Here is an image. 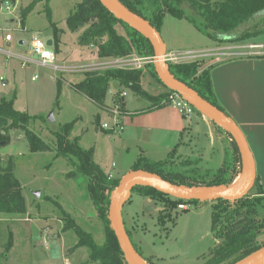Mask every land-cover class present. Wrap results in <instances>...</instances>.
Returning a JSON list of instances; mask_svg holds the SVG:
<instances>
[{
  "label": "rangeland",
  "instance_id": "obj_1",
  "mask_svg": "<svg viewBox=\"0 0 264 264\" xmlns=\"http://www.w3.org/2000/svg\"><path fill=\"white\" fill-rule=\"evenodd\" d=\"M3 1L0 0V27L9 28L15 37V41L9 47L7 45L4 47L15 52L29 53L31 37L34 34L47 43L52 40L53 44L50 46L56 52L58 35L54 25L67 30V18L81 0H51L49 3L52 8L51 17L47 15L44 2L37 3L24 24H22L21 11L33 0H20L14 12L2 8ZM12 17L15 20L8 22ZM117 25L120 33H126L122 24ZM262 26H264V11L241 25L233 36L254 31L255 28ZM71 32L67 31L66 35H61L59 39L63 51L70 52L71 45L78 43ZM161 35L170 50L175 47L180 49L202 47L208 48V51L216 45L189 20L172 15H166ZM20 39H25L26 43L19 44ZM231 41L230 37H226L222 45ZM249 42L264 43V32L250 37ZM97 56L102 57L100 49ZM208 59L209 57L206 60ZM3 61V67L8 65L9 69L15 66L18 73L12 75L10 83L6 86L0 85V98L10 99L15 96L14 108L26 112L31 119L24 127L9 128L8 136L0 139L2 166L11 163L13 175L19 182L18 189L25 198L27 206L24 213L0 212V264H65L68 260L71 264H99L89 259L86 247H76L79 236L74 228H66V213H68L67 215L75 219L82 228L92 233L98 243L105 241V226L87 187L89 178L79 173L80 161L74 155L58 154L55 133H63V125L72 122L73 132L67 133L68 139L75 141L79 138L78 144L83 149L94 147L93 159L103 165L105 173L111 171L107 173L111 174V177H121L139 158L135 154V146L129 151L125 148L134 144L129 143V130L125 132L124 129L121 134L113 133L104 131L100 125L104 123L113 125L116 98L126 103V109L121 110L119 107L121 110L119 117L124 125L123 117L132 111L127 109L126 95L122 93L120 87L113 97L108 95L107 91L106 98L110 97L105 104L107 109L101 110L86 95L71 88L75 87L77 82L84 80L86 75L81 76L82 79L78 78L81 80H77L76 75L64 76L60 72L54 73L49 68L35 65L21 69L16 59L6 61L3 58ZM57 62L63 61L57 56ZM142 69L141 86L150 93L157 94L158 80L149 69L145 71L144 68ZM36 73L40 78L33 80L32 77ZM6 75L10 77V74L6 73ZM72 80L76 83L71 82ZM65 82L71 87L67 86L65 92L58 98L57 83L62 85ZM11 88L13 89L9 95ZM54 110L55 121L49 122L47 115ZM195 116L196 112L192 114L194 121ZM26 129L33 131L49 144L50 149L32 151L26 137ZM171 134L173 136L168 138L172 142L171 149L168 151L160 146L149 149L147 155L150 161H165L173 156L171 151L179 138ZM166 136L158 135L161 144L166 142ZM74 172L77 173L76 176ZM248 195L254 198L256 189L252 188ZM186 204L188 205L186 209L167 206L168 209L164 210V202L155 200L149 203L146 196L133 192L131 201L123 206L126 227L131 232L137 249L151 264H201L208 259L210 249L220 242L219 239L216 240L212 231V201L186 202ZM156 206L162 209L156 210ZM164 212L169 216L161 222L160 217ZM258 219L264 223V201L260 205ZM262 237L264 238V235ZM10 241L12 246L8 248ZM54 241L57 244H54Z\"/></svg>",
  "mask_w": 264,
  "mask_h": 264
},
{
  "label": "trees",
  "instance_id": "obj_2",
  "mask_svg": "<svg viewBox=\"0 0 264 264\" xmlns=\"http://www.w3.org/2000/svg\"><path fill=\"white\" fill-rule=\"evenodd\" d=\"M51 0H33L21 11L22 24L28 14L35 8L37 3L44 2L48 17L52 16ZM123 6L133 13L147 20L157 31L161 33L166 15L187 19L195 27L215 41H222L230 37L233 41L241 42L264 32V26L255 28L254 31L233 36L234 32L253 16L264 11V0H118ZM117 24H122L126 30L121 34ZM70 29L76 30L79 26H88V32L82 38L84 44L96 42L99 44L100 56L124 57L138 54L143 57H153L155 49L150 39L144 34L131 27L123 20L117 18L109 11L100 0H81L74 11L67 18ZM54 29L58 28L54 25ZM203 61L195 60L185 63H171V73L182 82L197 91L203 98L228 113L219 103L212 82L211 66L203 67ZM146 67L158 79L154 63H148ZM143 69L109 68L100 72H88L86 78L75 87L99 104H103L109 90L110 82L116 80L122 87L131 89L135 94L142 95L153 101L154 107L166 105L163 101L168 93L157 97L150 96L141 88V75ZM123 93V91H122ZM58 98L61 87L58 85ZM15 96L7 99L0 98V139L8 136L9 128H16L28 124L31 116L26 112L14 108ZM116 104L126 109L125 101L116 98ZM196 109V108H195ZM197 110V109H196ZM198 111V110H197ZM72 122L63 125L64 132H56L58 154L74 155L79 161V173L89 178L88 190L94 206L99 212V217L105 226V241L98 243L92 233L82 228L75 219L67 215L66 228H74L79 236L76 247H86L89 259L99 264H128L125 254L119 244L115 231L111 228L109 219V207L111 193L119 185L121 177H111L93 159L94 147L83 149L78 144V139L70 141L67 133L72 132ZM222 130V127L219 126ZM5 131V133L3 132ZM225 131V130H224ZM229 134V133H228ZM230 135V134H229ZM26 137L32 151H46L49 144L40 139L33 131L26 129ZM237 153L238 147L230 135ZM173 156L165 161L152 162L145 156H140L133 165L132 170L144 169L156 173L162 178L178 184L188 186H215L231 185L236 177L242 172L240 153L237 164L235 159L227 158L222 167L218 169H203L198 165L199 160L182 159ZM234 161V162H233ZM3 158L0 155V212L24 213L27 210L25 198L19 187V182L13 175L11 163L2 166ZM239 164L240 168L237 167ZM76 176L77 173L74 172ZM256 196L251 198L247 195L236 201L219 199L213 201L212 231L216 240L220 242L210 249L208 259L201 264H237L260 249L264 248V223L258 219L260 205L264 195L260 181L255 178L253 186ZM133 192H139L143 196L153 200L164 202V210L168 207L175 208L182 202H202L199 200H184L169 196L154 187L138 185L133 187ZM128 201H131L129 199ZM168 206V207H167ZM161 222L167 218V212L162 213ZM124 222L125 219H124ZM126 225V223H125ZM129 238L135 249L148 264L137 249L131 232L126 227ZM217 242V241H216ZM12 246L10 241L8 248Z\"/></svg>",
  "mask_w": 264,
  "mask_h": 264
},
{
  "label": "crops",
  "instance_id": "obj_3",
  "mask_svg": "<svg viewBox=\"0 0 264 264\" xmlns=\"http://www.w3.org/2000/svg\"><path fill=\"white\" fill-rule=\"evenodd\" d=\"M14 19L15 18L12 17L8 19V22H13ZM5 29L7 31L10 30L9 28ZM67 31H72L70 34H72L73 38H77L78 41V43L71 45L70 52L63 51V46L61 45L62 43H59L61 35H66ZM87 32L88 26H79L76 30H72L69 27L67 30L58 28L56 32L58 38L55 54L56 60L58 56L63 61L58 62L59 64L67 65L68 67H70V69L91 65L92 67L97 68L92 71L100 72L102 71V69L98 68H100L101 64L115 59L114 57L97 56V52H99L98 43L92 42L89 44H84L83 42H81L82 38L87 34ZM208 39H210L211 42L216 43V45L208 50V52L211 51L210 53L206 55L204 53L203 57H200L196 60L203 61L204 68L210 66L212 67L211 77L215 95L228 115L240 127L245 137L255 163V178L259 179L262 188L261 191H263L262 195H264V43L249 42V39H246L241 42L232 40L231 43L222 45L223 40L215 41L209 37ZM19 42L22 45L26 43V40L20 39ZM49 42L53 44L52 40H50ZM164 43L167 53L171 51L176 52L177 50L179 52H187L207 51L208 49L202 47H181L180 49L175 47L170 50L168 48V43L165 41ZM4 45L7 44L4 41L3 37H1L0 47L4 48ZM250 45H260L261 47H257L256 49L251 50L249 49ZM1 56L2 57H0V59L2 60H0V65L3 66L4 56ZM207 57H209L208 60H206ZM192 61L194 60L187 62ZM143 68L144 71L148 70L146 66H144ZM16 69L17 68L15 66L8 69V65H5V74H10V77L9 75L7 77V84L10 83L12 75L18 73L16 72ZM52 71H54V73H59L55 70ZM60 73L64 76L75 77L74 75H76L77 80H81V76L87 75V72L85 71H63ZM80 77L81 79H78ZM71 82H73L74 84L76 83V81L73 80ZM57 84L61 87V94L65 92V90L68 88L67 86L71 87V85H69L67 82L63 83L62 85L59 83ZM157 84V94L150 93L149 91L145 90L143 86H141V88L150 96L155 97L161 94L168 93V91H172L163 83L162 80H158ZM118 87H120V89H122V91L124 92L125 87L119 85L118 81L112 80L110 82L108 95H112L111 97H113L115 91L118 92L120 90L118 89ZM71 88H73L75 91H78L73 86ZM12 89L13 88L10 89V94L8 93L9 95H11ZM18 90L19 89L17 88V96L19 92ZM88 99L94 104L98 105L101 110H105L107 109L105 104H107L110 97H107L103 104H99L89 97ZM133 99L136 105L135 109L128 112V114L123 117V123L125 125V132L126 130H129L128 136L131 137V139H129L128 137V140L130 141L129 143H134L132 145H128L127 147L125 146V148H127V150L129 151L131 147L135 146L134 151L135 154L138 155L137 158L140 156H145L146 158L150 159L147 155V153H149V149H156L157 146H160L162 147V149H166L169 151L171 149L170 146L172 142H170L168 138L173 136L171 133L179 138V141L175 143L174 149L171 151L174 152V156L182 159L184 158L199 160L198 165L203 169H218L219 167L223 166L227 158L233 160H236L238 158L239 153H237L236 147L231 140L228 132L219 128V125H217L200 111L196 110V120L194 121L192 115L189 118L183 117L179 110L175 107L169 105L154 107L152 100L147 97H143L142 95L135 94L134 92ZM58 103L59 100L57 104ZM99 115L100 113H98V116ZM97 119L99 121V117ZM100 127L102 128V125H100ZM103 130L108 131L105 129ZM164 134L167 135V140L166 142L161 144L159 138L157 137L158 135ZM237 162L238 160L235 161L236 164ZM98 164L103 168L102 164ZM133 165L128 168L125 173L122 174L121 178L124 177V175H126L128 172L132 171ZM237 167L240 168L239 164L237 165ZM107 173H111V171ZM131 198L132 195L130 199ZM146 198L149 203L155 202V200L151 199L150 197ZM263 201L264 196L262 197V203ZM161 209L162 208H160L159 206H156V210ZM55 242L56 241H54V244H57ZM65 264H71L70 260L65 261Z\"/></svg>",
  "mask_w": 264,
  "mask_h": 264
},
{
  "label": "water",
  "instance_id": "obj_4",
  "mask_svg": "<svg viewBox=\"0 0 264 264\" xmlns=\"http://www.w3.org/2000/svg\"><path fill=\"white\" fill-rule=\"evenodd\" d=\"M100 1L109 11L114 13L117 18L123 20L150 39L155 49L152 62L154 63L159 78L169 89L178 92L198 111L209 117L213 122L228 132L238 147L242 161V172L240 174L243 176V185L235 190L231 188L233 183L229 186H188L173 183L162 178L156 173L144 169L132 170L121 178L119 185H117L111 193L109 207L111 228L116 233L128 264H148L137 252L131 239L129 238L123 218L122 209L125 203L130 199L133 187L138 185L151 186L169 196L184 200H199L205 202L228 199L236 201L246 197L253 188L255 183V163L245 137L237 123L223 110L203 98L192 87L177 79L171 73L169 64L165 60L167 50L161 33L157 31L147 20L128 10L118 0ZM48 43L51 45V42ZM124 92L127 98V109H135L136 105L133 99V91L125 87ZM47 119L49 122L55 121L53 111L48 113ZM259 252L262 253L258 257L246 263ZM237 264H264V248Z\"/></svg>",
  "mask_w": 264,
  "mask_h": 264
},
{
  "label": "built area",
  "instance_id": "obj_5",
  "mask_svg": "<svg viewBox=\"0 0 264 264\" xmlns=\"http://www.w3.org/2000/svg\"><path fill=\"white\" fill-rule=\"evenodd\" d=\"M20 0H4L2 3V8L9 12H14L18 6ZM15 20V19H14ZM0 36L3 37L4 41L7 44V47L11 45L15 41V37L12 32L7 31L5 28L0 27ZM20 44V42L18 41ZM261 47L260 45H250L249 48L251 50ZM211 52V51H210ZM208 51H187V52H168L165 56V60L171 63H185L187 61L196 60L200 57L210 53ZM259 53V52H255ZM0 54L4 56L6 61L11 59H16L20 63L21 69H26L31 65H35L36 67H46L52 70L63 72V71H85V72H94L92 70L97 69L96 67L88 66H80L77 68L68 67L67 65L59 64L56 60L55 51L51 48L50 44L45 42L42 38L37 35H32L30 42V50L29 53H20L15 52L9 48H1ZM115 58V57H114ZM153 61V57H143L138 54H131L124 57H118L113 60L108 61L107 63H103L100 65L98 69H109V68H127V69H141L146 66L148 63ZM5 67V66H4ZM4 67L0 65V84L2 86L7 85V75L5 74ZM96 72V71H95ZM99 72V71H97ZM39 78V74H35L32 79L37 80ZM125 95V92H124ZM166 105L175 107L179 110V112L185 116L190 117L192 114L196 112L195 107L186 99H184L178 92L170 91L168 97L163 101ZM119 105L116 104V107L113 109V113L115 115L113 125H109L108 123L102 124V128L113 133H119L124 130V125L120 120L121 110H119ZM111 176V174H110ZM178 207L182 209L188 208L186 202H182L178 205Z\"/></svg>",
  "mask_w": 264,
  "mask_h": 264
},
{
  "label": "bare ground",
  "instance_id": "obj_6",
  "mask_svg": "<svg viewBox=\"0 0 264 264\" xmlns=\"http://www.w3.org/2000/svg\"><path fill=\"white\" fill-rule=\"evenodd\" d=\"M242 174L238 177L237 181L235 183L232 184L231 188L233 190L240 188L243 185V176L241 178ZM262 252H259L258 254H256L253 258H251L250 260H248L246 263H248L249 261L255 259L256 257H258Z\"/></svg>",
  "mask_w": 264,
  "mask_h": 264
}]
</instances>
